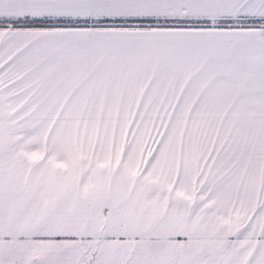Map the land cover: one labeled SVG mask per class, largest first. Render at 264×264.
Returning a JSON list of instances; mask_svg holds the SVG:
<instances>
[{
  "label": "snow or ice",
  "instance_id": "snow-or-ice-1",
  "mask_svg": "<svg viewBox=\"0 0 264 264\" xmlns=\"http://www.w3.org/2000/svg\"><path fill=\"white\" fill-rule=\"evenodd\" d=\"M0 264H264V0H0Z\"/></svg>",
  "mask_w": 264,
  "mask_h": 264
}]
</instances>
